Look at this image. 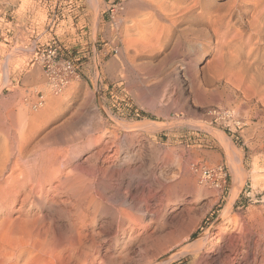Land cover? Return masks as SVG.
<instances>
[{"label":"rangeland","instance_id":"374dc122","mask_svg":"<svg viewBox=\"0 0 264 264\" xmlns=\"http://www.w3.org/2000/svg\"><path fill=\"white\" fill-rule=\"evenodd\" d=\"M109 4L0 0V226L27 220L40 242L56 232L50 251L82 235L90 264H223L234 244L240 257L250 247L243 264H264V100L247 82L264 71V0H125L113 18ZM46 45L78 71L58 94L36 61ZM225 108L239 127L210 114ZM224 141L243 171L225 213ZM192 161L222 165V188L200 184Z\"/></svg>","mask_w":264,"mask_h":264},{"label":"bare ground","instance_id":"6f19581e","mask_svg":"<svg viewBox=\"0 0 264 264\" xmlns=\"http://www.w3.org/2000/svg\"><path fill=\"white\" fill-rule=\"evenodd\" d=\"M256 25H257V23H256ZM258 26H259V24H258ZM260 26H261V24H260ZM260 31H261V29H260ZM259 71H260V74L259 75L257 74L258 75L257 77H255V75L254 76H250V78L247 79V82L249 83V87H252V89H254L256 91V93L264 100V71L263 72H261V70H259ZM256 72L257 71H255V74H256ZM251 75H253V74L251 73ZM18 122H20V121L18 120ZM145 124H146V126L141 125V127L139 129H142V130H146V129L157 130L159 128V126H157L158 124L156 125V124H153L151 122H148V123H145ZM136 126L139 127V125H136ZM20 127H21V125H20ZM224 142H225L226 153L229 156V159L231 160V163H232V167L234 169L233 170V172H234L233 176L235 178H234V184L232 185L233 187L231 189V196L229 198L228 206L224 209L223 213H225L227 208H229L231 206V203L233 202V199L236 197V195L238 193V188H239V185L241 183V180L243 179V171H242L241 165L239 164L240 156H241L239 151H237L235 148H233V145L229 141H224ZM19 149L21 150V147ZM6 156H8V155H6ZM6 156H3V157H6ZM4 163H2L0 165V178L4 176L3 173H4V170L6 169ZM33 165H31V166L33 167ZM30 167H28V168H30ZM38 167L36 165V168H38ZM34 168H31V169H34ZM41 168H42V166H41ZM40 169H39V171H40ZM42 170H45V169H42ZM42 170H41V172H43ZM55 170H53V171H55ZM33 171L35 172L37 170H33ZM47 171H48L47 173H49V168H48ZM53 171H51V172H53ZM58 171L56 170V172H58ZM41 172H40V175L42 174ZM31 173H32V170H31ZM44 173L45 172H43V174ZM27 174L29 175V173H27ZM27 174H26V176H27ZM33 174H36V173H33ZM51 175H52V173H51ZM54 175L57 176L56 174H54ZM54 175H53V177H55ZM46 177H47V175H46ZM26 179H27V177H26ZM47 179L51 180L52 177L49 175L47 177ZM46 182H47V180H46ZM26 183H28V182H26ZM119 186L116 187V189L115 188L114 189L116 191L117 190L119 191V189H120ZM112 196L113 195H111V199H112ZM114 198H115V202H114V204H115L116 201L120 200L121 197L118 199V195L115 193L114 194ZM122 200H124V199H122ZM100 204L98 206H100ZM5 220H6V218H5ZM10 220H12V219H10ZM10 220L4 222V226H2V225L0 226V244L2 246L0 248V264H58V262H64L65 264H90L89 260L91 258L89 259L88 256L90 257L89 252L92 250V246L90 245L88 248L85 247V249H82V247L84 248V246L80 247L81 246L80 243H81V240L83 238L82 237L80 239V237L82 235L80 236L79 234H76V235L72 236L71 233H66L65 232V234L63 236L62 235H60V236H62L63 240L65 239L64 241H66V238H69L70 243L67 244V247H65L66 246V244H65V246H64L65 248L62 247L63 249H61L60 247H59V249L52 248L51 251H50L49 248H48L49 250L46 249L47 246H49V241H51L49 239H51L50 237H52V234H53V233L50 232V230H49V233L51 234V236L49 237L48 232H45L43 241L41 240V242H40V241H38L36 239L37 238V234L33 235V231H32L33 229L31 230L32 227H25V225H28V224H26L27 220H25V221L24 220H20L21 222H19L16 225H13L12 224L13 221L11 222ZM14 221H16V220H14ZM32 222L30 221V223H32ZM35 222H37V220ZM29 225H31V224H29ZM55 234H56V232L54 233L52 239L54 238ZM206 235H207V232L204 235H202L201 237H199L198 239H196L195 241L193 240L194 242L192 244L186 245L185 247H183V249L181 250V253L183 254V253H186V252H190L191 250L192 251H198V253H199V251H201L204 248V246H205V242L204 241L207 238ZM54 239H56V238H54ZM239 239H240V237L236 238L237 241ZM61 241L59 240V237H58V241H55V243L56 242L58 243V242H61ZM52 243H53V240H52ZM60 246H62V245L60 244ZM253 249H254V254H256V256L254 255L256 258L255 257L254 258L256 260H258L259 262L264 261V248H261V247L255 245V247H253ZM63 252H66L67 254H66V256H64L59 261V259H57V258ZM250 252H251L250 247H248L244 252H242L243 256L240 257L239 253H241V251H240L239 244H234V245H232L230 247L228 254H226L223 259H220V260H222V261H220V263L222 262L223 264H228L230 262H233V261H236L237 259H239V263L238 264H243V263H245L247 261V259H249ZM192 255H193V253H192ZM201 257H203V256L201 255ZM172 258H174V256H169L167 259H165L164 261H162L160 263H153V262L152 263L153 264H165L168 260H171ZM220 258H222V257H220ZM250 259H252V258L250 257ZM255 259H253V261ZM194 261H196V260H194ZM201 263H203V262H201ZM217 263H219V262L217 261ZM113 264H118V260L114 259L113 260Z\"/></svg>","mask_w":264,"mask_h":264},{"label":"built area","instance_id":"2783aa9c","mask_svg":"<svg viewBox=\"0 0 264 264\" xmlns=\"http://www.w3.org/2000/svg\"><path fill=\"white\" fill-rule=\"evenodd\" d=\"M111 17L114 13L123 8L125 0H108ZM36 61L41 65L46 80L54 94L60 93L73 79L78 77V71L75 64L68 58H62L59 55V49L56 45H46L37 50ZM44 95L40 94L35 100L34 107L39 108L44 104ZM210 114L215 119H221L226 125L240 126L233 111L225 108L220 110H211ZM190 169L197 177L200 184L211 188H222L225 183L226 173L222 165H208L202 162L192 161Z\"/></svg>","mask_w":264,"mask_h":264},{"label":"trees","instance_id":"16d2710c","mask_svg":"<svg viewBox=\"0 0 264 264\" xmlns=\"http://www.w3.org/2000/svg\"><path fill=\"white\" fill-rule=\"evenodd\" d=\"M195 233H193V235H194Z\"/></svg>","mask_w":264,"mask_h":264}]
</instances>
